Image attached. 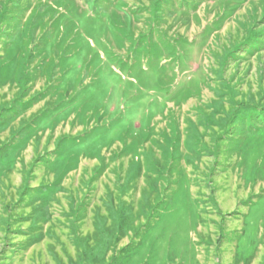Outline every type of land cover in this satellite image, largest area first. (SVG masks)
Wrapping results in <instances>:
<instances>
[{
	"label": "rangeland",
	"instance_id": "rangeland-1",
	"mask_svg": "<svg viewBox=\"0 0 264 264\" xmlns=\"http://www.w3.org/2000/svg\"><path fill=\"white\" fill-rule=\"evenodd\" d=\"M0 264H264V0H0Z\"/></svg>",
	"mask_w": 264,
	"mask_h": 264
}]
</instances>
